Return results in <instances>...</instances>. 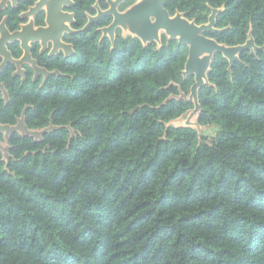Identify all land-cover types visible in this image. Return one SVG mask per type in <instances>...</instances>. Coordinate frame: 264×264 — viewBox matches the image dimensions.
<instances>
[{
	"label": "trees",
	"instance_id": "16d2710c",
	"mask_svg": "<svg viewBox=\"0 0 264 264\" xmlns=\"http://www.w3.org/2000/svg\"><path fill=\"white\" fill-rule=\"evenodd\" d=\"M75 1V52L40 60L59 74L13 82L12 114L0 100L1 123L28 104V128L55 126L40 141L12 133L7 164L0 151V264H264V50L240 52L230 71L214 54L198 90V123L219 128L206 142L166 126L193 106L170 98L194 81L181 72L188 47L165 36L143 46L120 30L111 47L100 40L111 17L83 29L96 0ZM163 4L197 24L222 8L223 30L205 35L237 45L251 29L264 45V0Z\"/></svg>",
	"mask_w": 264,
	"mask_h": 264
},
{
	"label": "water",
	"instance_id": "95a60500",
	"mask_svg": "<svg viewBox=\"0 0 264 264\" xmlns=\"http://www.w3.org/2000/svg\"><path fill=\"white\" fill-rule=\"evenodd\" d=\"M66 1L69 0H62L63 3H66ZM120 1L123 0H107L109 6L106 10H101L98 5L95 4L97 13L93 16H89L86 26L102 15H111V22L107 26L100 28V31H102V37L105 35L109 36L112 45L115 37V29L118 26L121 27L123 32L128 31L133 37L138 38L143 46L151 41H156L157 46H160V30H163L167 35V40L176 39L179 43L186 45L188 47V53L184 68L181 72L184 78L188 75H193L194 81L189 88V97L185 99L187 102H193V108L188 110L192 114L200 112L198 90L203 85L209 84L207 72L210 69V64L215 53L222 54V56L228 60V71H230L233 62L239 60L240 52L250 50L252 53L255 49L264 50V45L258 47L254 43L251 29L248 31L247 40L243 44L237 45H226L205 35L204 32H220L223 30V28L220 29L215 27L216 15L222 8H211L207 22L197 24L195 20L186 18L182 12L177 11L174 15H170L168 10L164 7L163 0H138L128 6L124 11L116 9L115 5ZM36 5L23 13V15H28L29 13L37 11ZM72 16V13H67L62 10V5L56 4L46 9L45 21L48 26L47 30L53 31L52 33L57 36V40L53 42L51 53L56 52L60 46L64 54H68V45L61 42L60 37L62 29L69 30L67 22L72 21ZM45 40L44 38V44ZM22 57L18 61H20ZM36 73H43L44 79L50 74V72L45 69H38ZM54 73L58 74L57 71H54ZM184 127L191 128V126L187 124L184 125ZM54 128L55 126L50 123L42 129H29L24 122V112L15 125L8 126L6 124H0V132L3 131L5 133L6 140L10 133L18 132L22 136L27 135L33 137L34 141H37L42 139L45 132H51ZM70 135H72V131H70ZM197 135L199 137V133H197ZM4 150V155L8 157L7 149L4 148ZM5 162L6 164L8 163V158Z\"/></svg>",
	"mask_w": 264,
	"mask_h": 264
},
{
	"label": "flooded vegetation",
	"instance_id": "af4514ba",
	"mask_svg": "<svg viewBox=\"0 0 264 264\" xmlns=\"http://www.w3.org/2000/svg\"><path fill=\"white\" fill-rule=\"evenodd\" d=\"M125 1L126 0H124V2ZM40 2L41 0H32V1L31 0H0V100H2L3 102V107H5V109L3 110L5 114L7 113L12 114L11 108L7 107V104L10 103L11 105L10 92H11V87H12L13 82L18 83L17 89H20L24 84L30 82L29 77L31 75L32 82H35L38 77L41 78L39 86L42 87L49 76L58 75L59 73L58 74L54 73V71L58 72L57 69L48 70L46 67L41 66L40 60L43 59L44 56L49 57V56H55L59 54H62L63 57H69L71 54L75 52L74 44L72 43L71 40L73 39V35L77 32V30H75L73 26V24H75L76 22L75 11L73 10V7L75 6L76 1L69 0V1H66V3L65 2L63 3L60 0H44L43 2H41L37 11L29 13L28 15H23V13L30 10L31 7L35 6L37 3H40ZM124 2H122L121 5H123ZM106 3H107V8H108L109 5H108L107 0H106ZM56 4H61L62 10L64 12L73 14L72 21L67 22L69 30L62 29V34L60 37L61 42L68 45L67 55L64 54V51L60 46L58 47L56 52L51 53L54 34L52 33L53 31L47 30L48 26L45 21V18H46V9L50 5L52 6ZM95 4L98 5V0H96ZM95 4L93 5V7L96 10L95 12L96 14L97 9L95 7ZM20 7L21 9L18 12L19 21L17 22V27L11 29L10 28L11 22L9 21V14L11 10H17ZM22 7H25V8L22 9ZM119 7L121 6L119 5ZM100 9L106 10L102 8ZM89 16H93V15L89 14L87 16V21H88ZM106 16L111 17V20H112L111 15H102L98 19H95L92 22H90V24ZM86 23L83 29H85L87 26L90 25L89 24L86 26ZM118 30L120 29H117L116 27L113 44L115 42ZM21 32L22 34L19 36L20 39H17V35H19ZM100 32H101L100 40H102L103 38H108L111 43L109 36L105 35L104 37H102V31ZM120 35H121V30H120ZM6 36L8 38L7 40L5 39ZM45 36H48V38L45 40V44H44ZM24 37H26L28 44L26 40L23 39ZM4 39L6 40V44H4ZM112 46L113 45L111 44V47ZM14 50H16L17 52L20 51L19 56L14 55ZM21 57L22 59L18 61ZM3 61H4V64L2 65ZM9 66L13 67V70L11 72H9ZM38 69L39 70L45 69L48 72H50V74H48L46 79H44L43 73H39V74L36 73ZM1 77H3L4 79H1ZM28 107L30 106L28 104H25L20 114H22L23 112L25 114V111ZM18 119L19 117L16 118V122ZM16 122L14 124H11L9 122H5V123L0 122V124H6L8 126H11V125H15ZM24 122H25V118H24ZM11 135L12 133L9 134L8 139H7V145H8L7 147L9 150L11 148V145L8 143V140ZM3 138L5 139V133L0 132V140H2ZM40 140H37V141H40Z\"/></svg>",
	"mask_w": 264,
	"mask_h": 264
},
{
	"label": "rangeland",
	"instance_id": "374dc122",
	"mask_svg": "<svg viewBox=\"0 0 264 264\" xmlns=\"http://www.w3.org/2000/svg\"><path fill=\"white\" fill-rule=\"evenodd\" d=\"M132 1H133V3H135L138 0H132ZM122 2H120L118 4V6H117V10L119 9V11H124L127 8L126 7L125 9H122V6H121V3ZM119 5L121 7H119ZM42 9H44V8H42ZM117 29H120L121 30V35L123 37H128V36L133 37L130 32H128V31L123 32V30L121 29V27H117ZM162 36L167 37V35L164 33V31L163 30H160V33H159L160 39H161ZM151 42L152 43H156V41H151ZM151 42H148V43H151ZM189 92H190V89H189V91L187 93L184 92V91H182V90H180L177 95H171L170 98H176L178 100H181V99L182 100H185V99H187L189 97ZM188 102H190V101H188ZM190 103H192V105H193V102H190ZM192 108H193V106L190 109H192ZM190 109H188V110H190ZM188 110L185 111L180 116H178V117L170 120L169 122H167L166 123V126L184 127V125H186V124L187 125H190L191 128H193L194 130H196L197 133H199V137L204 136V137H206V142H211L215 138V135H216L217 131L219 130L218 126H216L214 124H207V125L199 124L198 121H197L198 120V114H199V112H197L196 114H192ZM1 132H3V131H1ZM5 139L3 138L2 140H0V150L2 151V153H1L2 154V160H4V161H6V159L10 156L9 155V149L7 147L8 146L7 145V140H5ZM4 148H6L7 151H8V157H7V155L6 156L4 155V151H5ZM8 160H9V158H8Z\"/></svg>",
	"mask_w": 264,
	"mask_h": 264
},
{
	"label": "bare ground",
	"instance_id": "6f19581e",
	"mask_svg": "<svg viewBox=\"0 0 264 264\" xmlns=\"http://www.w3.org/2000/svg\"><path fill=\"white\" fill-rule=\"evenodd\" d=\"M44 0H41V2H43ZM60 1H62V0H60ZM41 2L40 3H37V5H36V10H38V8H39V6H40V4H41ZM120 2H122V1H120ZM120 2H118L115 6H116V9H117V6H118V4L120 3ZM57 5H61V4H57ZM53 6V5H52ZM51 5L49 6V7H52ZM23 32H25V31H23ZM22 34V32L19 34V35H17V39H20V35ZM45 39H47L48 38V36H45L44 37ZM6 40L8 39L7 38V36H6V38H5ZM4 39V44H6V40ZM23 39H25L26 40V42H27V44H28V41H27V39H26V37H24ZM55 40H57V36L56 35H54L53 36V42L55 41Z\"/></svg>",
	"mask_w": 264,
	"mask_h": 264
}]
</instances>
